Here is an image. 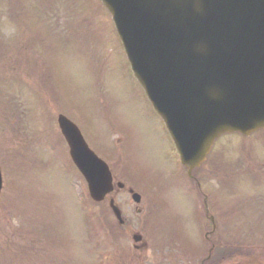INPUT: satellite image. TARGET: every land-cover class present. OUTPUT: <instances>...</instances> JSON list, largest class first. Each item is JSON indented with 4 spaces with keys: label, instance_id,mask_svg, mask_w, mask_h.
I'll use <instances>...</instances> for the list:
<instances>
[{
    "label": "rangeland",
    "instance_id": "obj_1",
    "mask_svg": "<svg viewBox=\"0 0 264 264\" xmlns=\"http://www.w3.org/2000/svg\"><path fill=\"white\" fill-rule=\"evenodd\" d=\"M91 1L42 0L46 23L33 16V8L32 16L28 14L25 1L23 8L11 0L0 1V167L9 179L0 199V264H104L113 254L110 264H178L179 259L183 264H201L208 252L206 233L213 228L204 212V197L192 189L177 151L171 150L161 121L121 53L113 24ZM98 11L102 21L96 17ZM53 24L58 35L48 30ZM59 113L77 122L89 146L101 152L118 180L142 194L140 205L125 191L114 194L129 221L125 230L115 223L109 200L96 204L88 197L85 179L70 163L58 127ZM128 131L136 134L129 139L131 147ZM263 141L264 133L247 139L233 135L215 146V159L221 151H227L232 161L245 156L247 172L226 170L214 157L195 172L210 195L217 231L209 238L219 245L215 257L227 256L222 264H264V214L240 211L251 196L250 209L255 196L264 208ZM243 145L246 155L240 151ZM19 160L27 171L28 163H43L39 173L31 168L37 176L35 185L24 169L17 175ZM128 166L133 171L126 176ZM150 172L155 178L146 174ZM239 172L243 178L239 190H234L235 200L219 199L224 183ZM250 172L261 175L254 181ZM159 188L162 191H156ZM165 190L167 194L158 198L157 193ZM193 198L196 205L197 199L202 201L201 224L192 215ZM156 215L165 222L155 223L160 227H154ZM110 228L116 234L114 242L108 238ZM135 233L144 236L149 250L127 255ZM176 233L181 258L174 242L165 241L173 234L176 238ZM181 236L192 238L191 244ZM239 238L247 246L238 243ZM199 248L203 253L196 251Z\"/></svg>",
    "mask_w": 264,
    "mask_h": 264
},
{
    "label": "water",
    "instance_id": "obj_2",
    "mask_svg": "<svg viewBox=\"0 0 264 264\" xmlns=\"http://www.w3.org/2000/svg\"><path fill=\"white\" fill-rule=\"evenodd\" d=\"M103 1L115 20L117 13L123 16L117 25L124 41L133 44L128 53L136 77L164 118L188 166L203 162L224 133L250 135L264 129V82L248 69L250 51L237 57L231 50L218 51L220 36L213 30L217 24L209 0H118L119 9L112 0ZM261 8L264 12V0ZM198 23L210 31L188 35ZM238 33L243 46L249 34L264 38V26H242ZM177 58L183 61L175 62ZM196 58L207 61L202 69L191 64L193 59L197 63ZM59 122L93 197L102 200L112 190L108 168L73 123L63 116Z\"/></svg>",
    "mask_w": 264,
    "mask_h": 264
}]
</instances>
